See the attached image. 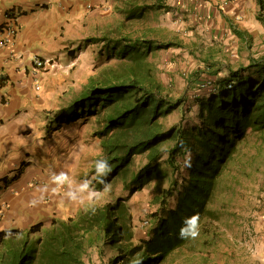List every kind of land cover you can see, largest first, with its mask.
I'll return each mask as SVG.
<instances>
[{"label": "trees", "instance_id": "trees-1", "mask_svg": "<svg viewBox=\"0 0 264 264\" xmlns=\"http://www.w3.org/2000/svg\"><path fill=\"white\" fill-rule=\"evenodd\" d=\"M129 5L125 16L133 20L146 8L166 7L163 0ZM125 31L107 30L84 40L100 44L113 63L91 76L66 106L48 112L45 127L51 133L62 124L96 117L100 159L112 166L106 183L121 180L128 196L152 186L150 203L156 209L147 214L144 236H136L126 196L95 203V212L89 204L47 226L39 222L0 231V264H85L93 249L100 264H132L137 257L143 264H209L195 250L198 237L204 236V245L210 243L211 222L217 217L213 204L240 175H247L255 157L243 159L264 142V54L245 67L227 65L228 76L206 59V74L199 76L200 70L187 80L191 95L174 96L157 78L151 57L162 49L185 47L183 40L166 38L152 27ZM196 106L192 123L166 125L174 111L190 113ZM189 156L191 167L185 164ZM95 181L96 189L104 188ZM193 214H199V235L181 239L180 228Z\"/></svg>", "mask_w": 264, "mask_h": 264}, {"label": "rangeland", "instance_id": "rangeland-1", "mask_svg": "<svg viewBox=\"0 0 264 264\" xmlns=\"http://www.w3.org/2000/svg\"><path fill=\"white\" fill-rule=\"evenodd\" d=\"M87 4L90 17L81 26V32L76 35L73 42L71 54H66V59L76 61L68 72H61V75L46 80L43 83L42 91L44 96H51V102L46 109V117L59 111L66 106L81 91L83 86L89 82L91 76H99L101 70L113 63V59L108 60L101 51L98 43L85 44L84 40L92 35L101 34L107 30H118L124 27L125 32H133L142 27L156 28L160 34L166 38L179 37L183 40L185 47H171L156 52L151 57V62L155 66L157 78L166 85L172 95L178 96L184 92L191 95V84L187 83L189 76H195L200 71L205 75L203 68L205 64L211 62L214 68H218L224 76H228L227 65L233 69L245 67L252 63V60L260 57L251 56V47L246 50L241 48L237 54H228L225 57H217V35L213 37L207 31V26L199 27L193 24L179 8H194L196 1L193 0H163L166 7L162 10L146 8L140 13L139 18H126V9L129 3L152 4L155 0H94ZM184 1V5L182 3ZM213 6L211 0H198L199 5ZM86 4V6H87ZM184 15V16H183ZM202 28V29H201ZM79 36V38H77ZM248 38L255 48L257 45L264 54V32H251ZM250 56H249V55ZM70 64V62H69ZM63 65V64H62ZM198 76V77H199ZM214 76L215 75H210ZM54 80V81H53ZM41 91V92H42ZM206 92V91H205ZM198 107L184 112L174 111L166 120V125L173 123H192L193 115ZM96 117H87L70 124H62L54 132L47 133L45 145L42 150L46 151L39 157L44 160L48 168H58L66 171L72 169L78 174V180L87 178L95 185L96 178L95 163L100 159L102 147L99 137L95 131L98 130ZM251 142H254L252 139ZM258 144H261L259 142ZM254 156L251 165L246 168L247 175H240L237 182H233L225 194L221 195L220 202L213 204L216 210V218L211 222L212 240L209 244H203L204 236L198 237L196 252L209 260V264H264L262 254L261 234H264V142L259 151L251 149L246 158ZM141 162L140 158L135 161L136 165ZM138 167V166H137ZM64 172V171H63ZM110 191L103 193L100 202H112L118 198H127L129 211L133 217V225L137 238L143 237V222L147 219V214L154 211L156 206L150 203L152 196V186L144 187L142 190L130 194L123 190L121 180H114L110 184ZM94 189H96L94 187ZM103 191V189H96ZM218 211V213H217ZM199 250V251H197ZM92 258L84 257L85 264H100L96 250L90 253ZM112 251H108L107 256H111ZM93 261H92V260ZM179 261H183V258Z\"/></svg>", "mask_w": 264, "mask_h": 264}, {"label": "crops", "instance_id": "crops-1", "mask_svg": "<svg viewBox=\"0 0 264 264\" xmlns=\"http://www.w3.org/2000/svg\"><path fill=\"white\" fill-rule=\"evenodd\" d=\"M193 1L194 8L186 2L188 9L179 10L187 11L183 13L193 24L206 25L213 37L217 35V57L248 47L251 56L260 57L259 45L253 48L248 34L264 32V0H211L213 6ZM88 2L95 1L0 0V30L7 23L14 30L8 43L0 46V231L27 229L39 222L47 226L53 218L73 217L89 205L87 199L68 197L71 193L79 198V185L87 178L80 181L75 170H63L69 182L58 184L52 177L62 170L48 168L39 157L46 152L45 111L52 101L43 95L42 85L76 63L65 57L91 16ZM34 57L49 61L39 74H34ZM37 82L39 91L34 88ZM260 237L264 258V234Z\"/></svg>", "mask_w": 264, "mask_h": 264}, {"label": "clouds", "instance_id": "clouds-1", "mask_svg": "<svg viewBox=\"0 0 264 264\" xmlns=\"http://www.w3.org/2000/svg\"><path fill=\"white\" fill-rule=\"evenodd\" d=\"M186 166L191 167L190 156L185 161ZM112 166L106 158L99 159L95 163L96 178L99 183L104 185L103 191H98L92 188L89 182L86 180L79 185V192L81 196L78 198L75 194H68L70 199H87L89 201L91 211L95 212V202L103 198V193L110 191V185L106 183L105 178L111 173ZM53 181L58 184H67L69 177L65 172L53 175ZM88 210V209H86ZM2 219V218H1ZM1 221V220H0ZM144 222H147L145 220ZM143 224L146 226L147 224ZM199 235V214H193L191 217H187L184 220L183 226L180 228L179 236L181 239H195ZM6 239L11 238V232L6 233ZM19 239V235L16 237ZM132 264H143V260L139 257L134 258Z\"/></svg>", "mask_w": 264, "mask_h": 264}, {"label": "built area", "instance_id": "built-area-1", "mask_svg": "<svg viewBox=\"0 0 264 264\" xmlns=\"http://www.w3.org/2000/svg\"><path fill=\"white\" fill-rule=\"evenodd\" d=\"M8 24L9 23L6 24V27L3 30H0V46H3V45L8 43L9 38L14 31L12 28H10V26ZM32 61H33L34 68H35L34 74H39L40 70L44 69L46 64L49 62V61H45L39 57H34L32 59ZM37 81H38V78H37ZM205 85H207V84H202L201 86L204 87ZM34 88L36 91H39L40 90V83L39 82L35 83ZM2 217H3V212L0 211V220ZM144 223L147 224V222H144Z\"/></svg>", "mask_w": 264, "mask_h": 264}]
</instances>
